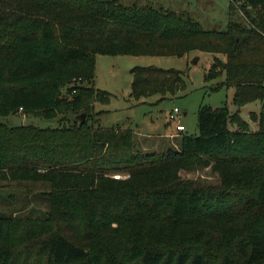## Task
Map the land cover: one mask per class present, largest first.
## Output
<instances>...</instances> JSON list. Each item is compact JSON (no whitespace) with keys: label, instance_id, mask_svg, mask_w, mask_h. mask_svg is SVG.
I'll list each match as a JSON object with an SVG mask.
<instances>
[{"label":"trees","instance_id":"1","mask_svg":"<svg viewBox=\"0 0 264 264\" xmlns=\"http://www.w3.org/2000/svg\"><path fill=\"white\" fill-rule=\"evenodd\" d=\"M228 12L225 29H206L137 0H0V116L59 117L0 122V181L48 186L42 215H0V264H264V110L251 113L255 131L240 116L264 100V0ZM192 51L212 54L206 76L235 87L236 110L203 105L197 135L153 151L93 119L110 95L94 85L96 55ZM132 74L136 99L187 87L173 68ZM196 167L217 182L182 178Z\"/></svg>","mask_w":264,"mask_h":264},{"label":"rangeland","instance_id":"2","mask_svg":"<svg viewBox=\"0 0 264 264\" xmlns=\"http://www.w3.org/2000/svg\"><path fill=\"white\" fill-rule=\"evenodd\" d=\"M139 4L150 2L165 9L184 12L197 20L206 29H225L229 20L230 0H137ZM196 60V61H194ZM213 56L209 52L192 51L183 56L157 55H96V75L94 85L107 91L106 102H95L93 119H100L103 127H120L131 129L142 149L147 151L178 147L180 133L197 135L198 112L201 106L213 108L228 105L231 111L236 110L233 103L235 87L220 86L224 80L208 79L207 73ZM136 66H157L165 69L173 68L183 75L187 87L175 95L162 96L154 94L147 98L136 99L131 95L133 80L132 69ZM174 107L180 109V115L170 120L169 113ZM264 110V100L247 102L240 108V116L255 131L256 122L251 120V113L259 114ZM102 111L100 115L97 112ZM0 122L9 126L35 125L40 128L59 126V117L45 119L34 114L17 113L0 116ZM182 123L185 130L180 132L176 124ZM236 124H230L234 130ZM182 178L203 180L216 183L218 175L210 167H196L182 170ZM124 177L125 174H115ZM47 184L40 182L0 181V215L30 214L42 215L48 208V201L43 192Z\"/></svg>","mask_w":264,"mask_h":264},{"label":"built area","instance_id":"3","mask_svg":"<svg viewBox=\"0 0 264 264\" xmlns=\"http://www.w3.org/2000/svg\"><path fill=\"white\" fill-rule=\"evenodd\" d=\"M179 115H180V109L178 107H174L173 110H171L169 113V118L170 120H175L177 117H179ZM176 129L177 131L182 132L185 130V126L182 123H177Z\"/></svg>","mask_w":264,"mask_h":264},{"label":"water","instance_id":"4","mask_svg":"<svg viewBox=\"0 0 264 264\" xmlns=\"http://www.w3.org/2000/svg\"><path fill=\"white\" fill-rule=\"evenodd\" d=\"M194 61H196V60H194ZM82 118L84 119V115H82Z\"/></svg>","mask_w":264,"mask_h":264}]
</instances>
